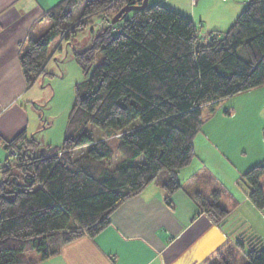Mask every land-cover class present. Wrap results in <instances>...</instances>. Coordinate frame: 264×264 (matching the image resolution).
Masks as SVG:
<instances>
[{
    "label": "trees",
    "instance_id": "obj_1",
    "mask_svg": "<svg viewBox=\"0 0 264 264\" xmlns=\"http://www.w3.org/2000/svg\"><path fill=\"white\" fill-rule=\"evenodd\" d=\"M142 2L60 0L44 15L50 29L28 40L19 60L31 85L44 74L55 36L68 40L93 18L98 23L91 45L73 50L87 79L62 144L38 150L39 142L22 133L0 141L15 151L0 183V264H25L27 249L45 259L79 237L97 235L111 213L162 170L169 200L180 188L178 170L193 159L203 121L222 99L264 85V0H244L226 30L205 36L189 17L159 3L140 8ZM88 124L111 133L95 140L84 131ZM118 154L121 160L112 165ZM263 178L264 160L240 177L258 209L264 208ZM217 197L194 196L215 221L227 214ZM242 240L244 264H264L262 240L251 233ZM208 264L228 263L217 257Z\"/></svg>",
    "mask_w": 264,
    "mask_h": 264
},
{
    "label": "crops",
    "instance_id": "obj_2",
    "mask_svg": "<svg viewBox=\"0 0 264 264\" xmlns=\"http://www.w3.org/2000/svg\"><path fill=\"white\" fill-rule=\"evenodd\" d=\"M59 1L0 0V141H10L20 133L34 138L44 123L39 119L34 83L26 82L19 58L29 39H38L50 29L51 22L44 15ZM156 3L189 17L195 25L202 24V36L226 30L245 5L244 0ZM246 102L236 100L233 106ZM233 106L223 115L217 107L208 115L193 140L192 161L177 172L180 188L169 200L161 187L166 177L150 182L118 206L109 225L97 235L79 237L45 259L27 249L25 264H208L229 251L239 250L243 255L245 246L238 241L249 233L264 244V208H256L240 182L247 169L264 160L259 119L254 142L244 149L235 130L242 116H236ZM6 159L0 142V183ZM212 192H218L215 202L227 211L218 221L194 200L195 195L211 200Z\"/></svg>",
    "mask_w": 264,
    "mask_h": 264
},
{
    "label": "rangeland",
    "instance_id": "obj_3",
    "mask_svg": "<svg viewBox=\"0 0 264 264\" xmlns=\"http://www.w3.org/2000/svg\"><path fill=\"white\" fill-rule=\"evenodd\" d=\"M156 1L148 0L147 5L156 4ZM186 2L191 4L189 0H186ZM166 3L168 4V2ZM97 24L96 18H93L92 22L90 20L86 27L70 36L68 40H61V37L58 35L50 43L44 74L38 76L32 86L33 91L36 93L37 103L39 104V107H37L39 119L44 120L42 124L46 126L45 129H41L43 127L41 124L39 127L40 130L34 133V139L39 142L38 150L44 145L57 147L62 144L67 131V119L75 97L77 94L80 96L84 95L85 81L87 79V75L82 73L73 57V50L83 51L91 45V39L94 30L97 28ZM201 25L198 22L196 23L200 36L205 31ZM101 60V53L96 52L94 63L98 64ZM224 100L227 101H220L217 105V111L222 115L224 111H229L236 100L247 101L241 107L233 106L237 114L236 116H242L241 122L235 124V130L236 135L242 138L244 149H249L252 146V142H254V134H256L255 124L258 119L261 144L264 146V135L262 131L264 126V85L238 93L237 95L234 94L224 98ZM204 126L203 121L200 126V131ZM84 131L95 140L105 138L111 133L110 129H99L90 124L84 128ZM8 154L10 153L7 152V156ZM121 158L120 154L116 155L111 159V164H116ZM140 160H143V156L138 157L136 162ZM166 176V171L162 170L156 180L164 179ZM245 248L247 249L246 246ZM223 259L228 261V264L246 263L244 255L239 250L224 253Z\"/></svg>",
    "mask_w": 264,
    "mask_h": 264
},
{
    "label": "water",
    "instance_id": "obj_4",
    "mask_svg": "<svg viewBox=\"0 0 264 264\" xmlns=\"http://www.w3.org/2000/svg\"><path fill=\"white\" fill-rule=\"evenodd\" d=\"M147 1L148 0H143V2H142V5L140 6V8H144L146 5H147ZM123 10H125V12H127L128 10H129V8H123L119 13H121ZM117 19L116 18H114L113 20H112V22H115Z\"/></svg>",
    "mask_w": 264,
    "mask_h": 264
},
{
    "label": "built area",
    "instance_id": "obj_5",
    "mask_svg": "<svg viewBox=\"0 0 264 264\" xmlns=\"http://www.w3.org/2000/svg\"><path fill=\"white\" fill-rule=\"evenodd\" d=\"M190 1H191V2H194L195 0H190ZM9 153H10L11 155H14V154H15V151L10 150Z\"/></svg>",
    "mask_w": 264,
    "mask_h": 264
}]
</instances>
